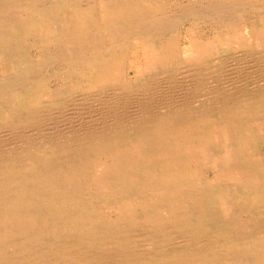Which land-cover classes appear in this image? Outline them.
Masks as SVG:
<instances>
[{"label": "bare ground", "instance_id": "obj_1", "mask_svg": "<svg viewBox=\"0 0 264 264\" xmlns=\"http://www.w3.org/2000/svg\"><path fill=\"white\" fill-rule=\"evenodd\" d=\"M48 1L47 4L46 0H0V119L3 122L20 111L30 113L41 106L51 81L48 77L51 63H63L68 67V78L76 75L81 81L78 84L86 82L92 88L120 82L125 70L131 67L127 64L128 53L137 45L156 60L174 59L182 49H178L175 36L168 37L164 32L169 27L170 31L174 30H171L172 19L177 15L171 13L173 18L167 19L170 9L165 14L167 18L157 16L160 5L156 0ZM206 4L205 9L210 12L207 17L211 18L212 14L215 19L222 22L227 19L231 23L225 38L229 44L244 37L235 31L240 27V24L234 26L239 14L248 6L255 13L264 6V0H207ZM244 26L247 35L254 33L264 47V24L258 23L256 31L247 24ZM200 45L196 41L188 47L185 45L186 57L206 51ZM36 49L42 50V55L35 59L31 53ZM121 82L124 84L120 86L127 88L133 85L125 84V80ZM47 95L54 96L56 92ZM241 95V101L250 98L248 94ZM234 96L236 99L237 95ZM256 97L264 98V91L259 90ZM225 98L230 100L231 96ZM236 104L225 107L231 109L225 117L242 120L248 112H264L263 101L261 106L254 107H248L244 101ZM204 110H189L180 117L173 109L156 115V110L147 108L146 119L134 122L129 129L120 124L115 130L105 127L89 131L85 139L77 141L72 153H59L61 150L47 153L44 150L47 146H43L0 154V264H264V175L259 178L255 166L253 169L249 164L248 149L246 155L242 153L251 132L240 129L237 139L242 147H229L225 143L221 153L226 165L234 163L236 158L243 161L241 166L228 168L230 171L221 178L225 183H238L237 189L225 190L219 183L206 187L198 175L200 167L195 166L191 171L190 167L184 168L187 163L184 158L189 156L196 163L219 166L218 159L208 149L205 154L201 141L206 138L205 128L210 130L213 144L221 143V134L214 131L226 133L227 130L217 121L222 122V115ZM31 120L28 117L24 123ZM258 128L262 131V126ZM108 149L113 151L107 153ZM194 192L197 200L192 196ZM226 197L233 199L232 206ZM225 208H230V216ZM244 212L258 220L259 228L243 221Z\"/></svg>", "mask_w": 264, "mask_h": 264}, {"label": "rangeland", "instance_id": "obj_2", "mask_svg": "<svg viewBox=\"0 0 264 264\" xmlns=\"http://www.w3.org/2000/svg\"><path fill=\"white\" fill-rule=\"evenodd\" d=\"M95 1H97V0H95ZM156 1H157L156 3L158 4V7L160 5V8L156 13L157 16H160V18H162V17L165 18L166 17L165 14H167L169 12L168 10H170V9H171L169 12L170 14L175 13V14H173V16H175V15L178 16L177 13H179L180 17L175 16L174 19H172L173 24L171 25L172 26L171 30L173 28H174V30L170 31V27H169V28H167L168 31H167V29H165V31H164V32H166L165 35H168V37L169 36H175L176 40H178V42H179L178 49L182 48L181 50H179L178 56H175L176 58L167 59V60H166V58H162L160 60L158 58V60H156L153 57L152 58L148 57L145 54L143 47L141 45H137L136 49L134 51L133 50L131 51L135 54V56L131 52L128 53V56H127L128 63L127 64H129L131 67L130 68L128 67V69L125 70L123 78H121V80H118L120 82H112L109 84L106 83L103 85L98 84V85H96V87L94 86L92 88H89V86L87 85L89 83H86V82H85V84H83V83L78 84V82H81V81L78 80L79 78L75 77L76 75L74 76L75 78L74 77L72 79L68 78V76H67L68 75V71H67L68 67H66L63 63H61V62H58V64H57V62L51 63V65L49 67L50 68L49 70H51V72L48 70L50 72V73L48 72L49 73L48 77L50 78L51 81H49L50 84L47 86L48 91L45 93L46 95H44L42 100H41L42 101L41 106L38 107L34 112H30V113L26 112V111H20L19 112L20 114L19 113L16 114L17 117H16V115H14L16 118H14V116H11L10 117L11 119L10 118L7 119V121H9V122H7V121L3 122L2 119H0V154L8 155V154H14V153H19V152H23V151L37 150V149H39L38 147L41 148L43 146H44V148H45V146H47L44 149L45 151L46 150L48 151L47 153H56L57 150L58 151L61 150L62 152H59V153H62V154L72 153V151H75L74 148L76 147L77 141L79 142V141L85 139L87 137V135H89L90 132H93V129H94V131H96L98 129L102 130L105 127H107L109 130H115L119 127L118 125H120V124H123L124 128L129 129L130 127L135 125L134 122L136 123V121H138V120L143 121L146 119L144 110L147 108L156 110L157 111L156 115H158L159 112H162V111L166 112V111H170L171 109H173L174 111L177 112V114L180 115V117H182L189 110H199L201 112H204L205 111L204 108H206V109L212 111V113L217 112L216 114H218V116L222 115V122L220 120H217V121H219L221 128H223V129L225 128V130H227L226 133L224 130H223L224 133L221 131H214L216 134L217 133L221 134V139H220L221 143L213 144V141L210 142L211 132L209 129L205 128L204 130H207L206 136H205L206 138L203 137L202 139H204V140L201 141L202 142V148L204 149L205 154H206L207 149H208L209 154H212V156L214 158L218 159L219 166L214 167V165L211 166V165H208V163H206V162L203 163L200 161H197V163H196V161L194 160V157L189 156L187 158H184L185 161H187V163L185 164L186 166L184 168L190 167L189 170L191 171V169H193L195 166L200 167V171H199L198 175H201L200 177L203 180V184L207 185L206 187H209V186L212 187L213 184L219 183L220 185H218V186L224 188L225 190H228L231 188L237 189L238 183L234 184L233 181H230V182H226L227 183V186H226L225 181H222L221 178L225 174L224 172L230 171L229 169L233 168L236 165L241 166L243 161H241V158H236L234 160V163L226 165V163L222 159L221 153L224 150L223 145H225V143H228L229 147L234 146V145H237L236 147H238V146L242 147L237 138L240 136L239 133L242 132L240 129L245 128L247 131L251 132L249 134L251 136L248 135L247 144L244 147H242L243 148L242 153H243V155H246V151L248 149V152H249L248 162L253 167V169L255 166L256 172H257L259 178H261L264 175V166H263L264 165V153H263V151H264V114L263 113L264 112H259L260 110H256V113L258 115L256 113L253 114V112H248L244 115L245 117L242 120L240 119V117L239 118L236 117L234 119H231L230 117L227 118L224 116V114L226 112L227 113L230 112L231 109L226 110L225 107L230 108L231 103L232 104L237 103L236 104V106H237V105H240V102L244 101V102L248 103V105H247L248 107H250V106L254 107L257 104L261 106V102L262 101L264 102V98H261L263 100H261V99L258 100L257 98H259V97H256V94L259 90L264 91V83H263L264 82V47H263L262 43H260L257 40V37H256V35H254V33L252 35H249V34L247 35V30L244 26L247 24L250 26L251 30L256 31V28H258L261 24H264V16H263L264 13L261 12V11H264V6L260 9H257V11L255 12L256 14L255 13L252 14L253 8L250 6H248L245 11L243 10L242 15L239 14V16L237 17L239 19L237 22H235L236 25H234V26H237L240 24V27L235 28V31L242 33L244 35V37L240 40L241 42L236 41V42H230L229 44H227V41H225L226 34L228 33L229 28L232 27V25L230 22L227 21V19H226V21L224 19L223 22L218 20V19H215L216 17L213 16L212 14H211V18H210V16L207 17V15H210V12H208L207 9H205L207 7V6H205V5H207L206 4L207 0H165L166 3L168 1L167 5H166L164 0H156ZM205 1H206V3H205ZM49 2L50 1L46 0V2H44V3L48 4ZM83 2L87 3L89 1L84 0ZM171 2L174 4H171ZM202 3H204V6L202 5ZM194 5H195V8H194ZM196 5H197V7H196ZM191 6H193V7H191ZM198 6H199V8H198ZM167 7H169V8H167ZM174 8H176V9H174ZM179 8L182 11H180ZM189 8H190V10H189ZM196 8L199 10H197ZM201 8L203 10H205V12H202V14H200L201 10H202ZM195 10H197L199 12L198 14L200 16L195 12ZM179 11L182 14H180ZM194 12H195V15H194ZM169 13L167 14L168 18L167 17L166 18L167 19L173 18L172 14L169 17ZM183 14H184V17H183ZM196 15L198 16L199 20L197 19ZM187 16L189 19L187 18ZM199 17H201V19ZM212 19H214L215 21ZM175 20H176V22H177V20H179L181 23H179V21H178L175 24L173 22ZM200 20H201V22H200ZM204 20H206L205 21L206 23L204 22ZM207 20H208V22H207ZM251 21H252V23H251ZM258 23H259V26H257ZM175 25L176 26L179 25V26L176 27ZM199 26H201V27H199ZM185 28H187V29H185ZM201 29L203 32L201 31ZM221 29H223V30H221ZM186 33H188L189 35ZM233 33H234V29H233ZM183 34H185V35H183ZM195 36H198L199 39ZM188 38H190L191 40H193V38H194V40L191 41ZM190 41L191 42L196 41L198 43V45L201 44L200 46L205 47L206 51H204L202 54H199V55L194 54V55L186 57L185 51L187 50L188 45L191 43ZM185 45L187 47H185ZM228 46L231 49L228 48ZM41 53H42V50H39V51L37 49L35 51L33 50L31 53L32 58L36 59V58L40 57L42 55ZM260 53H261V56L259 55V57H257L258 54H260ZM145 55H146V57H145ZM220 57H222V59H220ZM179 59H180V61H179ZM185 60H187L186 63L184 62ZM146 61H148V62H146ZM188 61H189V63H188ZM253 61L257 62V63L254 64ZM178 63H180V64H178ZM173 66H175V67H173ZM178 66H180V67H178ZM135 68H138L139 70L137 71ZM251 68H252V70H251ZM197 71H199V72L197 73ZM157 73H158V75H156ZM210 73H212V74H210ZM65 76H66V80H65ZM145 76L147 77V79H143V78H145ZM151 77H154V78H151ZM188 77H189V79H188ZM190 77H192V78H190ZM54 79H56V80H54ZM123 80H125V84L126 83L133 84L135 86V88L132 89V87H134L133 85L130 88H127L125 86H120V85L124 84L123 82H121ZM61 81H62V83H61ZM158 81H159V83H158ZM68 82L69 83L71 82L73 84H71V83L69 84ZM189 82H190V84L188 85ZM259 82H261V83H259ZM74 83H76V84H74ZM57 84H59V85H57ZM64 85L66 88L64 87ZM74 86L77 88L73 89ZM83 86H85V87H83ZM62 87H64V90ZM70 87H71V90H70ZM136 87L137 88L139 87V88L137 89ZM164 87H166V89ZM78 88H80L81 90ZM65 89H66V92L69 91L67 94L65 92ZM88 89H89V91H88ZM244 89L246 90V93H245ZM83 90H85V91L83 92ZM52 91L56 92V95H54L55 98H54V96H48L47 95ZM63 91H64V93H63ZM250 92H252V93H250ZM232 93H234V94H232ZM241 93L250 95V98L241 101L242 100L241 99V97H242ZM234 95H237L236 99L232 98V97H235ZM203 96L205 98H202ZM227 96H231V99L227 100L225 98ZM69 99H72V101ZM232 99H233V101H232ZM209 100H210V102H209ZM173 101H174V103H173ZM184 101H185V103H184ZM227 101H229V102H227ZM254 101H255V103H254ZM163 104H164V106H162ZM137 105H138V107H137ZM139 105H141V106H139ZM223 105H225V106H223ZM84 106H86V107H84ZM98 109H100V110H98ZM121 109H123V110H121ZM79 110H85V111L82 112ZM86 110H87V112H86ZM101 110L102 111L105 110V111L102 112ZM217 110H219V111H217ZM109 112H110V114H109ZM133 112H135V113H133ZM82 113H84V114H82ZM234 113H236V111H234ZM85 114L87 116H85ZM129 115H131L130 117H132V118H130ZM91 116H93V117H91ZM139 116H140V118H139ZM218 116L216 115L215 117H218ZM28 117H30L32 120L27 122V123H24V121ZM86 117H87V119H86ZM215 117L213 116L212 118H215ZM89 118H90V120L92 118H95V120L92 119L90 121L91 124H89ZM110 118H112V119H110ZM133 118H135V120ZM204 118L210 119L211 117H204ZM256 118H258V119H256ZM260 118H262V119H260ZM96 120L97 121L101 120V121L97 122ZM112 120H113V122H112ZM119 120H120V122H119ZM244 121H245V124H243ZM103 122L104 123L107 122V123L104 124ZM118 122H119V124H118ZM83 123H84V125H83ZM92 123L94 126L92 125ZM101 124H102V126H101ZM258 126H262V131L259 130ZM81 127H83V128H81ZM85 127H88V129ZM78 131H81V132H78ZM77 132L79 134H77ZM82 134H84V135H82ZM209 134H210V136H209ZM69 135H71V136H69ZM72 139H74V140H72ZM46 144H48L49 147ZM50 145L52 147H54V146L56 147V145H57V147H56V149L55 148L51 149L52 147ZM17 146H18V148H17ZM236 149L234 150L235 152H236ZM49 151H51V152H49ZM112 151H113L112 149L106 150L107 153H110ZM145 152H146V150H144V153ZM243 159H246L245 156H243ZM253 160H254V162H253ZM192 163H194V164H192ZM202 164H204V166ZM235 169H236V167H235ZM212 174H213V176H212ZM263 180H264V177H263ZM213 187L216 188V186H213ZM227 187H228V189H227ZM192 196H193V198H195L194 200L198 199L197 193L194 192L192 194ZM232 200L233 199L226 197V202H229V206H232ZM241 200H244V199H239V201H241ZM243 202L244 201H242V203ZM225 210L228 211V214L230 216V213H231L230 208H225ZM251 211H252V213L253 212L256 213V210L255 211L251 210ZM250 214L251 213L244 212L243 214H241V218L243 219V221H248V222L252 223V225L256 224L259 228V223L257 222L258 220H255V217L251 216ZM252 230L255 232L257 231V229L254 230L253 228H252ZM257 232H259V229Z\"/></svg>", "mask_w": 264, "mask_h": 264}]
</instances>
